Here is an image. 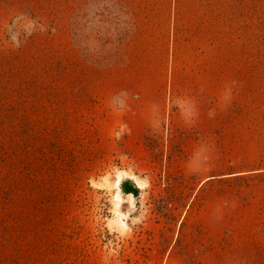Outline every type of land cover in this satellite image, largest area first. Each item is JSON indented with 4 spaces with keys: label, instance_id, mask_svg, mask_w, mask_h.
Returning <instances> with one entry per match:
<instances>
[{
    "label": "rangeland",
    "instance_id": "obj_1",
    "mask_svg": "<svg viewBox=\"0 0 264 264\" xmlns=\"http://www.w3.org/2000/svg\"><path fill=\"white\" fill-rule=\"evenodd\" d=\"M179 1L217 6L228 67L247 66L250 81L217 105L212 131L166 125L137 140L75 106L69 25L98 0H0V264H216L222 207L246 213L251 235L223 264H264V0ZM237 122L243 139L224 131ZM119 172L136 195L115 207Z\"/></svg>",
    "mask_w": 264,
    "mask_h": 264
},
{
    "label": "crops",
    "instance_id": "obj_2",
    "mask_svg": "<svg viewBox=\"0 0 264 264\" xmlns=\"http://www.w3.org/2000/svg\"><path fill=\"white\" fill-rule=\"evenodd\" d=\"M162 1L111 0L102 5L98 0L95 13L82 14L80 26L75 29L72 23L68 30L67 52L78 69L72 76L75 106L82 113L95 109L98 125H108V130L121 127L137 140L159 128L164 131L166 125L179 132L194 126L201 133V125L210 122L212 131L217 105L228 108L231 90L244 91L250 81L247 66L228 67L229 42L224 29L219 35L217 6ZM224 131L240 133L241 139L247 135L238 122ZM235 214L231 216L223 207L215 213L221 224L217 230L222 232L216 239L210 235L209 242L214 244L209 252L221 255L215 258L216 264L250 250L251 235L244 222L247 215ZM231 218L239 221L238 231L227 233L226 221ZM201 257V262H210L206 254Z\"/></svg>",
    "mask_w": 264,
    "mask_h": 264
},
{
    "label": "bare ground",
    "instance_id": "obj_3",
    "mask_svg": "<svg viewBox=\"0 0 264 264\" xmlns=\"http://www.w3.org/2000/svg\"><path fill=\"white\" fill-rule=\"evenodd\" d=\"M129 175L125 172H119L116 176H115V180L113 181L114 187H115V191H114V199H115V207H119V205L121 204L122 201V193L120 190V185L122 182L123 177H128ZM131 179H134V183L137 186V188L139 190H143L144 188V183L138 179H136L135 177H131ZM125 197H129V195H125ZM116 218H117V222L120 224H124L122 221V214L119 211V209H116Z\"/></svg>",
    "mask_w": 264,
    "mask_h": 264
},
{
    "label": "trees",
    "instance_id": "obj_4",
    "mask_svg": "<svg viewBox=\"0 0 264 264\" xmlns=\"http://www.w3.org/2000/svg\"><path fill=\"white\" fill-rule=\"evenodd\" d=\"M123 189H122V192L124 194H132L133 196L136 195V189L133 188V187H129L128 185L124 184L123 186Z\"/></svg>",
    "mask_w": 264,
    "mask_h": 264
}]
</instances>
